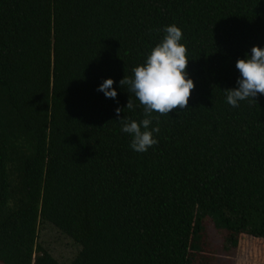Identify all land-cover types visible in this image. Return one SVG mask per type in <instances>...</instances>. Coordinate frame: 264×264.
I'll return each mask as SVG.
<instances>
[{
    "label": "trees",
    "instance_id": "obj_1",
    "mask_svg": "<svg viewBox=\"0 0 264 264\" xmlns=\"http://www.w3.org/2000/svg\"><path fill=\"white\" fill-rule=\"evenodd\" d=\"M173 23L195 87L136 152L119 119L143 108L119 82ZM255 45L264 0H0V264H61L43 223L80 246L69 264H210L205 221L225 250L264 241V94L225 91Z\"/></svg>",
    "mask_w": 264,
    "mask_h": 264
},
{
    "label": "clouds",
    "instance_id": "obj_2",
    "mask_svg": "<svg viewBox=\"0 0 264 264\" xmlns=\"http://www.w3.org/2000/svg\"><path fill=\"white\" fill-rule=\"evenodd\" d=\"M163 32V38L151 48L146 62L133 67V75L125 76L119 82L131 94L126 109H135L133 95L143 108L141 120L127 116L119 119L122 131L132 137L130 147L140 153L147 152L158 143L154 133L160 132L159 124L155 127L151 125L154 119L159 120V116L152 114L168 115L174 109H187L195 87L194 80L187 73L189 59L186 45L181 43L182 29L173 23L166 26ZM236 68L240 73L238 87L225 89L227 103L239 107L240 101L257 102L256 97L264 94V48L253 46L246 58L237 60ZM114 83L113 78H107L97 90L102 91L106 98L115 99L118 94ZM124 109L117 107V116Z\"/></svg>",
    "mask_w": 264,
    "mask_h": 264
},
{
    "label": "rangeland",
    "instance_id": "obj_3",
    "mask_svg": "<svg viewBox=\"0 0 264 264\" xmlns=\"http://www.w3.org/2000/svg\"><path fill=\"white\" fill-rule=\"evenodd\" d=\"M205 234L210 247V264H264V241L241 236L236 248L225 250L221 230L205 221ZM38 242L61 264H69L80 246L49 223L39 227Z\"/></svg>",
    "mask_w": 264,
    "mask_h": 264
}]
</instances>
